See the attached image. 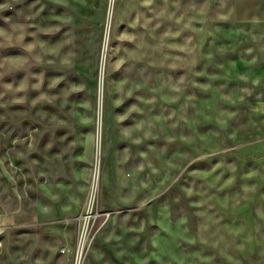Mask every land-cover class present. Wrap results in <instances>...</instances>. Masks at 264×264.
<instances>
[{"label": "rangeland", "instance_id": "1", "mask_svg": "<svg viewBox=\"0 0 264 264\" xmlns=\"http://www.w3.org/2000/svg\"><path fill=\"white\" fill-rule=\"evenodd\" d=\"M0 264H264V25L0 0Z\"/></svg>", "mask_w": 264, "mask_h": 264}, {"label": "crops", "instance_id": "2", "mask_svg": "<svg viewBox=\"0 0 264 264\" xmlns=\"http://www.w3.org/2000/svg\"><path fill=\"white\" fill-rule=\"evenodd\" d=\"M232 18L237 25H264V0H232Z\"/></svg>", "mask_w": 264, "mask_h": 264}, {"label": "bare ground", "instance_id": "3", "mask_svg": "<svg viewBox=\"0 0 264 264\" xmlns=\"http://www.w3.org/2000/svg\"><path fill=\"white\" fill-rule=\"evenodd\" d=\"M106 41H107V35H106V38H105V43H106ZM96 174H95V179H96ZM79 255H80V252H79ZM79 258V257H78Z\"/></svg>", "mask_w": 264, "mask_h": 264}]
</instances>
